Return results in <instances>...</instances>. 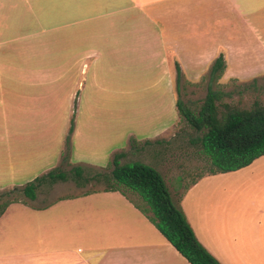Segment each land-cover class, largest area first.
Instances as JSON below:
<instances>
[{"label": "crops", "instance_id": "obj_1", "mask_svg": "<svg viewBox=\"0 0 264 264\" xmlns=\"http://www.w3.org/2000/svg\"><path fill=\"white\" fill-rule=\"evenodd\" d=\"M220 53L222 83L264 73V0H0V191L59 165L73 115V165L163 135L179 121L175 63L192 86ZM192 181L176 188L199 242L222 264H264V155ZM0 264L191 263L99 190L9 204Z\"/></svg>", "mask_w": 264, "mask_h": 264}, {"label": "trees", "instance_id": "obj_2", "mask_svg": "<svg viewBox=\"0 0 264 264\" xmlns=\"http://www.w3.org/2000/svg\"><path fill=\"white\" fill-rule=\"evenodd\" d=\"M226 67L224 54L220 53L213 59L201 81L190 83L192 86H199L206 82L204 98L185 102L177 98L179 120L183 119L195 131L201 132L196 140L199 142V152L207 160V173L198 177L235 171L264 155V105L254 101L251 107L240 108L226 102L225 98L232 97V91L221 88L220 79ZM181 82L187 83L176 62L177 94ZM73 129L74 115L70 120L58 166L23 186L0 192V216L11 203H27L22 197L34 200L38 188L43 184L52 185L68 179L79 185L102 181L105 184L103 191H119L123 194L191 264H222L196 238L180 206V198L175 199L164 175L155 167L140 161H121L129 152L139 150L140 140L131 137L127 150L113 153L107 166L101 168L102 172L90 174L89 170L94 166L70 163ZM149 142L150 140H143V143ZM62 166L69 167V170H63ZM95 191L99 189L84 194Z\"/></svg>", "mask_w": 264, "mask_h": 264}, {"label": "rangeland", "instance_id": "obj_3", "mask_svg": "<svg viewBox=\"0 0 264 264\" xmlns=\"http://www.w3.org/2000/svg\"><path fill=\"white\" fill-rule=\"evenodd\" d=\"M249 63L253 65L251 61L246 65L249 66ZM205 84L206 82H202L199 86H187L181 82L178 92L179 99L183 102L203 99L206 93ZM221 88L224 91H232V97L230 99L225 98V101L237 107L249 108L254 101L264 105V73L245 80L232 77L228 82L221 83ZM200 135L201 132L195 131L183 119H180L166 133L149 143L139 141V145H141L139 150L135 153L129 152L121 161L123 163L140 161L155 167L164 174L172 194L177 199L184 189L176 188L177 178L184 180L183 185L185 187L191 183L194 177L207 173V160L199 152V142L196 140V136ZM62 169L68 171L69 167L62 166ZM89 171L90 174H93L102 172L103 169L95 167ZM103 187H105V184L102 181H90L79 185L72 179H68L52 185L43 184L38 188V196L35 200H30L26 197L22 198L30 204L45 205L58 198L82 195L88 191L102 190ZM6 189H9V187ZM58 213L60 212L57 210L56 214Z\"/></svg>", "mask_w": 264, "mask_h": 264}]
</instances>
